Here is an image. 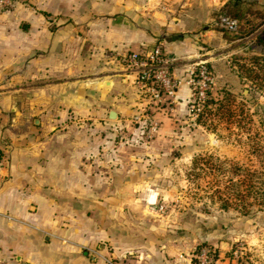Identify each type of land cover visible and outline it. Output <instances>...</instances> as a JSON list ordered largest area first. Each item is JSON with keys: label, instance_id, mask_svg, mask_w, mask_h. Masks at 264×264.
<instances>
[{"label": "crops", "instance_id": "obj_1", "mask_svg": "<svg viewBox=\"0 0 264 264\" xmlns=\"http://www.w3.org/2000/svg\"><path fill=\"white\" fill-rule=\"evenodd\" d=\"M235 1L29 0L0 14V264H191L152 214V147L137 152L120 60L159 44L178 79L204 60L215 85L231 83L237 45L264 25V1L240 0L253 31H221ZM189 95L184 83L154 119Z\"/></svg>", "mask_w": 264, "mask_h": 264}, {"label": "rangeland", "instance_id": "obj_2", "mask_svg": "<svg viewBox=\"0 0 264 264\" xmlns=\"http://www.w3.org/2000/svg\"><path fill=\"white\" fill-rule=\"evenodd\" d=\"M246 30L242 25L238 34L244 35ZM255 32L245 47L237 45L229 62L232 82L213 84L208 102L214 104L206 106L200 117L190 119L186 105L185 112L166 118L169 122L153 119L155 113L166 115L165 110L171 109L166 103L146 108L150 118L161 123V133L146 138L139 126H134L137 152L152 147L147 151L148 165L141 166L148 170L151 187L159 188V196L150 207L152 214L163 219L160 227L164 237L179 240L182 254L191 264L202 248L214 251L215 264H264V208L243 213L235 205L223 208L221 199L228 192L224 182L235 177L233 164L242 167L240 175L246 169H258V160L251 152L258 145L264 146V25ZM225 97L229 105L219 108ZM165 122L170 124L164 128ZM197 158H210L213 166L220 160L223 170L203 162L195 164ZM92 167L99 171L98 165ZM160 206L164 209L158 213L155 210Z\"/></svg>", "mask_w": 264, "mask_h": 264}, {"label": "built area", "instance_id": "obj_3", "mask_svg": "<svg viewBox=\"0 0 264 264\" xmlns=\"http://www.w3.org/2000/svg\"><path fill=\"white\" fill-rule=\"evenodd\" d=\"M29 0H0V14L13 10L17 5H27ZM218 28L230 35H237L239 24L228 16H220L217 20ZM123 79L132 87L135 96V107L129 118L134 126H139L146 138H151L156 132L157 123L154 122L146 112L147 106L155 109L168 103L170 105L176 100L178 88L184 83L190 90L187 99V114L192 120L203 113L210 98V92L214 84L209 63L199 60L190 63L185 68L186 78L184 81L178 79L175 74L174 60L161 48L159 44L152 46L144 54H126L120 60ZM149 118L150 123L145 117ZM154 119V117H153ZM145 129V130H144ZM144 130V131H143ZM163 206L156 208V212H162ZM195 264H215L214 251L209 248H202L194 257ZM13 264V263H5Z\"/></svg>", "mask_w": 264, "mask_h": 264}, {"label": "trees", "instance_id": "obj_4", "mask_svg": "<svg viewBox=\"0 0 264 264\" xmlns=\"http://www.w3.org/2000/svg\"><path fill=\"white\" fill-rule=\"evenodd\" d=\"M252 4L253 3L241 2L240 0H236L232 4L226 5L224 7L223 15L228 16L229 18L239 23H243L245 27L247 23L246 15L249 11H251L250 6H252ZM247 7L249 8L246 9ZM253 29L254 27H252V29L250 30H246V32H251L253 31ZM241 30L242 25L240 26V32ZM225 95L226 97H228L227 93H225ZM226 97L223 99V102L219 104V108H223L224 106L229 105V98ZM212 104H214L213 101L207 102V106ZM251 153L255 155L258 160V169H246L244 170V173L240 175L239 172L240 170H243L242 167L238 166L237 164H233L235 177H231L224 182L225 189L228 190V192L226 197L221 198L223 200L222 206L225 209L229 208V205H235V207L241 210L240 212L248 213L252 208L255 207L257 209L264 208V146L261 147L258 145L254 147ZM197 162H203L205 165L212 164L210 163V158H197L194 160V163L196 164ZM221 163L224 162L217 160L214 166L211 165V168L217 171H222L223 165L221 166ZM230 169H232V166L230 167Z\"/></svg>", "mask_w": 264, "mask_h": 264}, {"label": "water", "instance_id": "obj_5", "mask_svg": "<svg viewBox=\"0 0 264 264\" xmlns=\"http://www.w3.org/2000/svg\"><path fill=\"white\" fill-rule=\"evenodd\" d=\"M116 118L115 112H110L109 119L114 120Z\"/></svg>", "mask_w": 264, "mask_h": 264}]
</instances>
